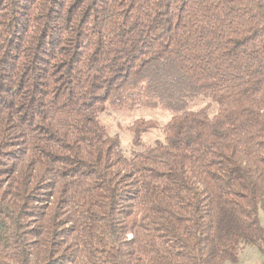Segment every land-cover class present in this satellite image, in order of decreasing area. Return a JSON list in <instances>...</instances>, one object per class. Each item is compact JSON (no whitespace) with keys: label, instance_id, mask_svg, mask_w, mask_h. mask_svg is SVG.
<instances>
[{"label":"trees","instance_id":"1","mask_svg":"<svg viewBox=\"0 0 264 264\" xmlns=\"http://www.w3.org/2000/svg\"><path fill=\"white\" fill-rule=\"evenodd\" d=\"M137 117L129 146L111 112ZM263 216V219H262ZM264 251V0H0V264H238Z\"/></svg>","mask_w":264,"mask_h":264},{"label":"rangeland","instance_id":"2","mask_svg":"<svg viewBox=\"0 0 264 264\" xmlns=\"http://www.w3.org/2000/svg\"><path fill=\"white\" fill-rule=\"evenodd\" d=\"M108 114L102 121L106 122L113 132L119 133L124 138L125 148L129 146L128 135L134 118L152 119L157 122L156 124L162 126L172 117L171 110L163 107H141L130 110V112H111ZM263 260L264 251L262 252L255 246H246L240 252L238 264H259Z\"/></svg>","mask_w":264,"mask_h":264},{"label":"built area","instance_id":"3","mask_svg":"<svg viewBox=\"0 0 264 264\" xmlns=\"http://www.w3.org/2000/svg\"><path fill=\"white\" fill-rule=\"evenodd\" d=\"M259 264H264V260H263V261H261Z\"/></svg>","mask_w":264,"mask_h":264}]
</instances>
